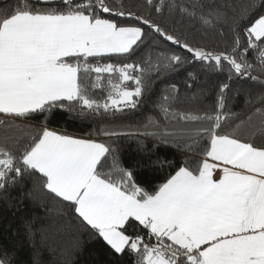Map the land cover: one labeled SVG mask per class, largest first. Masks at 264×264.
Returning <instances> with one entry per match:
<instances>
[{
  "label": "snow or ice",
  "instance_id": "1",
  "mask_svg": "<svg viewBox=\"0 0 264 264\" xmlns=\"http://www.w3.org/2000/svg\"><path fill=\"white\" fill-rule=\"evenodd\" d=\"M179 76L194 109L177 110ZM11 190L62 204L107 264H264V0H0Z\"/></svg>",
  "mask_w": 264,
  "mask_h": 264
},
{
  "label": "trees",
  "instance_id": "2",
  "mask_svg": "<svg viewBox=\"0 0 264 264\" xmlns=\"http://www.w3.org/2000/svg\"><path fill=\"white\" fill-rule=\"evenodd\" d=\"M119 3V0H116ZM223 3V0H220ZM231 0H229V3ZM204 43L208 47L222 50L227 45L214 34H209ZM154 53H145V58H154ZM186 77L179 76L174 81L181 87L182 99L177 110H191L197 101L187 99L192 96L196 86L188 89L183 81ZM161 81H155L153 91L155 97L149 96L148 103L142 106L137 120L155 115L153 100L158 99V89ZM232 110L242 112L243 98H238L232 104ZM161 122L163 118L159 117ZM53 127L65 128L73 134H82L80 127L60 121ZM260 142L259 140L257 141ZM134 145L127 146L125 155L131 158ZM173 159L180 157L178 152H168ZM27 184L25 188H30ZM37 199L23 198L21 190H11L8 197L0 198V248L14 250L17 264H107L110 259L101 245L91 241L77 230L78 221L71 212L63 210V205L52 199L48 194L40 192ZM31 228V234L28 229ZM79 237L81 248L74 251L72 244Z\"/></svg>",
  "mask_w": 264,
  "mask_h": 264
},
{
  "label": "crops",
  "instance_id": "3",
  "mask_svg": "<svg viewBox=\"0 0 264 264\" xmlns=\"http://www.w3.org/2000/svg\"><path fill=\"white\" fill-rule=\"evenodd\" d=\"M219 175V174H218Z\"/></svg>",
  "mask_w": 264,
  "mask_h": 264
}]
</instances>
